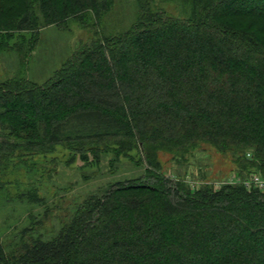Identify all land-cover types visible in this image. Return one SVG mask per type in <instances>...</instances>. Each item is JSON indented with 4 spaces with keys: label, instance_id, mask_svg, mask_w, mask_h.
<instances>
[{
    "label": "trees",
    "instance_id": "1",
    "mask_svg": "<svg viewBox=\"0 0 264 264\" xmlns=\"http://www.w3.org/2000/svg\"><path fill=\"white\" fill-rule=\"evenodd\" d=\"M138 1L132 30L100 38L53 79L0 85V162L61 145L111 153V167L136 160L147 177L110 187L53 240L13 257L0 244V264H264L263 192L155 175L160 152L200 142L245 163L250 153L264 175V0H181L185 19Z\"/></svg>",
    "mask_w": 264,
    "mask_h": 264
},
{
    "label": "rangeland",
    "instance_id": "2",
    "mask_svg": "<svg viewBox=\"0 0 264 264\" xmlns=\"http://www.w3.org/2000/svg\"><path fill=\"white\" fill-rule=\"evenodd\" d=\"M63 1L51 0L49 10V0H0V85L13 81L44 84L100 38L132 30L141 15L138 0H82L83 9H68ZM148 1L174 19L188 18L192 11L181 0ZM96 2L101 3L99 8L90 6L96 7ZM132 156L139 158L135 151ZM112 158L111 153L102 154L99 161L93 155L84 158L70 146L57 145L48 154L27 155L19 148L15 157L2 160L0 244L4 254L13 257L25 244L57 238L110 187L147 177L136 160L121 157L111 167ZM241 158L210 142H200L188 154L160 152L161 171L155 175L174 178L193 190L260 191L254 183L264 175L257 162L250 153L248 163Z\"/></svg>",
    "mask_w": 264,
    "mask_h": 264
},
{
    "label": "built area",
    "instance_id": "3",
    "mask_svg": "<svg viewBox=\"0 0 264 264\" xmlns=\"http://www.w3.org/2000/svg\"><path fill=\"white\" fill-rule=\"evenodd\" d=\"M257 178V184L254 183V187L256 188V185H258V189L263 190L264 189V178L262 179L261 177H256ZM251 188V187H250Z\"/></svg>",
    "mask_w": 264,
    "mask_h": 264
}]
</instances>
